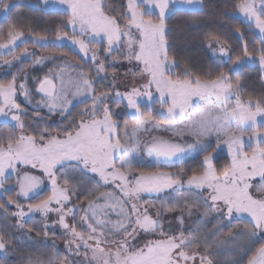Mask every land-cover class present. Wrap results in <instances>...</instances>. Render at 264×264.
Masks as SVG:
<instances>
[{
	"label": "snow or ice",
	"instance_id": "snow-or-ice-1",
	"mask_svg": "<svg viewBox=\"0 0 264 264\" xmlns=\"http://www.w3.org/2000/svg\"><path fill=\"white\" fill-rule=\"evenodd\" d=\"M41 2L45 11L66 17L51 38L31 29L26 37L16 23L0 34V55L30 57L35 65L62 61L36 80L40 99L35 103L27 76L19 83V74L0 81V118L11 122V129L0 131V196L8 197L0 203V264L16 252L8 229H26L36 213L44 221L40 231L45 238L51 226L64 230L68 255L45 241L44 251L37 249L43 258H29L28 264H76L70 257L77 256L83 264H242L218 259L227 252L243 253L246 264H264V101L243 99L240 81L232 79L250 61L264 67V0H235L232 11L224 13L243 18L258 32L260 47L249 51L236 28L243 44L233 59L228 40L208 33L206 47L227 59L215 71L185 67L182 73L175 71L176 59L169 54L166 17L178 5L202 11L203 0H126L122 11L107 0ZM16 7L15 0H0L6 18ZM65 41L94 65L92 72L63 51L37 56L28 48L31 42L41 49L49 44L61 49ZM121 60L136 66L129 72L140 77L138 85L126 91L114 83L98 89L109 68L115 81L114 66ZM18 93L33 104L36 120L22 118L27 113L17 102ZM80 104L84 108L65 127L41 125V108L67 120ZM122 104L135 123L129 127L125 122L121 130L112 106ZM153 130L167 135H153ZM142 132L149 133L147 138L140 137ZM225 154L229 162L218 168ZM197 157L198 169L182 166ZM173 167L178 170H166ZM49 186L50 194L42 196ZM144 194L156 195L161 205L142 200ZM80 196L85 197L83 207ZM9 207L15 211L9 214ZM50 214L56 216L51 224ZM194 215L195 224L186 229V219ZM235 220L247 226L233 231ZM26 231L31 239L32 229Z\"/></svg>",
	"mask_w": 264,
	"mask_h": 264
},
{
	"label": "trees",
	"instance_id": "trees-1",
	"mask_svg": "<svg viewBox=\"0 0 264 264\" xmlns=\"http://www.w3.org/2000/svg\"><path fill=\"white\" fill-rule=\"evenodd\" d=\"M107 2L112 5L116 11L124 10V6L126 5V0H107ZM234 2L235 0H203L202 11L190 12L177 9L174 11V14L167 17V39L170 47L169 54L176 59V72L182 73L185 67H191L196 71H202L209 68L213 71L216 70L217 63L211 57L210 50L206 47L205 36L208 33L217 34L222 39L226 38L228 40L232 47L231 54L233 55V59H235V55L240 54L243 44V41L235 32L236 28H239L243 32V39L244 41H247L249 51H255L256 48L261 46L258 32L250 30L247 26V22L243 21L242 18L232 19L224 15L226 11H232V5ZM15 3L17 4V7L13 9L11 16L6 18L3 14H0V34L5 33L10 24L16 23L18 27L25 31L26 37L28 30L31 29L35 32L46 34L51 38L55 30L59 26H62L63 21L66 19L61 12L52 10L45 11L42 3H39L38 6L32 5L27 1L21 2L15 0ZM65 31H68V29L65 28ZM17 43L19 44L20 42L17 41ZM64 45L63 48L57 49L49 44L47 48L41 49L39 46L33 47L31 42H29L28 48L29 52L34 51L37 56H48L53 52L63 51L68 53L69 59L80 61L82 67L90 72L92 67L91 63L82 60L81 54H79L78 50L74 48L71 43L65 41ZM22 48L23 45H21L20 49H17V52L21 51ZM0 52H2V50H0ZM4 60H12L11 66L5 64L3 62ZM34 66L33 59L13 60L11 56L0 55V81L11 80L13 75L19 74L18 82H20V80L23 77L28 76L29 73L32 75L39 71V69L34 68ZM21 69H23V71H21ZM232 79L233 81H240L243 89L241 95L244 99L251 97L253 99L264 101V71L259 64L246 65L239 73L232 74ZM17 102L21 104V107L27 113L22 117L26 123L36 120V112L34 111V108L25 104V98L22 94L18 93ZM83 108L84 105L82 104L75 106L71 109L72 117H69L67 120L61 117L59 113L50 114L48 111L40 109V115L44 117V120L40 121V123L41 125L46 124L53 129L65 127L69 120L77 117ZM113 112L115 119H117L118 123L121 125V130L123 129L125 122L130 125L135 123V121L130 118L128 109H124L121 116L117 115L115 111ZM150 114L155 116L156 112L151 111ZM9 129H11V122L5 124L3 118H0V131H7ZM200 159V157L186 159L182 166L185 169L196 170L199 168ZM228 162L229 158L225 154L223 159L217 161V167L225 166ZM150 163L151 160L149 161V164ZM166 170L177 171L178 169L173 167ZM48 194H50V189L44 191L42 196ZM8 196L15 198V193L9 192ZM143 196L146 200L161 202V200L154 194H144ZM7 198L8 197L0 196V203H3ZM78 203L83 207L85 197L81 196ZM12 211H15V208L9 207V214ZM1 212L2 210H0V213ZM35 216L34 220H40L39 213H36ZM11 220L15 223V218H11ZM55 220L56 219L51 216L49 223L51 224V222ZM32 223L34 228H38L36 232L43 235V232L40 231L42 225L41 221L38 223ZM50 228L48 236L55 239L61 250H63L66 243L60 240V238H63L59 235L60 229L55 226H51ZM37 233L34 235L39 236ZM258 246L259 244L257 247ZM15 248L16 252L9 255L7 264H28L29 258H35L36 255L37 257L39 256L38 254H35V249H33L32 245L31 247L24 244L21 246L15 245ZM77 258L78 259L71 257V259L76 261V264H79L78 262L82 261V257ZM242 264H246V260Z\"/></svg>",
	"mask_w": 264,
	"mask_h": 264
},
{
	"label": "rangeland",
	"instance_id": "rangeland-1",
	"mask_svg": "<svg viewBox=\"0 0 264 264\" xmlns=\"http://www.w3.org/2000/svg\"><path fill=\"white\" fill-rule=\"evenodd\" d=\"M19 1H21V2L27 1L30 4L35 5V6H38L39 3H42L41 0H33V1H31V0H19ZM184 7L185 6L178 5L177 6V9H183ZM166 20H167V17H166ZM101 47H103V46H101ZM210 54H211V57L213 58V60L216 63L221 62L223 59H227V57H222L221 54H219V53L214 54L211 50H210ZM26 59L28 60V59H32V58H30V57H21V60H26ZM105 62H106V65H107L108 64V61H105ZM61 63H62V61H60V60H55V61L46 60L44 62V64H42V65H35L34 66V68L39 69V71L35 72V74L33 73L32 75L29 73V75L27 76V78H28L27 83H28V87L30 88V90H32L33 103H35V101H38L40 99V95H38L35 92V88L37 87L36 80L37 79H42L45 75H47L49 73V70H53V71L57 70V65H59ZM249 64L254 65V64H259V62H258V60H256V61H250L247 65H249ZM91 66L92 67H91V71L90 72H92L93 71V68H94V65L92 63H91ZM114 67L116 69V71H115V76H116L115 81H113L112 69L109 68L108 75H107V79L100 80V83L97 86L98 89H107L109 87V85H111V84L114 83L115 84V87L117 89H119L120 91H126L131 86H136L140 82V77H138V76L134 77L129 72V69H131L132 72H135L136 71V66L134 64H129L128 62L121 60V62L115 64ZM262 68H263V71H264V67H262ZM73 75H74V73H73ZM103 75L104 74L102 73L101 76H103ZM97 79L99 80L100 78L97 77ZM73 103L75 105L76 104V101H73ZM25 104H27L28 106H31L32 108H34L33 107V104H29L28 101H26V100H25ZM112 107L114 109L113 111H115L117 113V115H119V116H121V114L124 111V109H126L123 104L119 108H116L115 106H112ZM158 107L159 106L157 105V108ZM41 110L48 111L47 108H41ZM157 119H159V118H157ZM128 125H129V127L132 126L130 124H128ZM151 134H153V135H155V134L167 135V133L156 132L155 130H153ZM139 135H140L141 138H147V136L149 135V133L142 132V133H139ZM146 159L148 160V162L150 161V158H147L146 157ZM259 179H260L259 177L253 179V181H252L253 185H256L259 182ZM49 189H50V186H49ZM49 189H46V190H49ZM73 200L76 201V197H73ZM142 200H144V201H150V202L154 203L157 207H159L161 205V203H162V201L159 202V201H155V200H146L144 198V196H142ZM0 215H2V212L0 213ZM51 216L54 219H56L55 214H50L49 219L51 218ZM35 217L36 216L34 214L33 219H32V222H37L38 223V222L41 221V224L44 223V221H43V219L41 217V214H40V217H39L40 220H34ZM168 219H169V217H166L165 218V226L166 227H167ZM196 220H197V216H195V215L193 217L189 218V219H186V224H185L186 229L188 227L194 225L195 222H196ZM32 222L26 225V229H28V228H31L32 229L31 239H27L28 233H27L26 229H24V230L15 229V228L8 229L7 235L8 236H14L15 237V241H16L15 245L16 246H21L22 244H24V245H27L28 247H31V245H32L33 246V249H35V254H38L39 256H41L40 252H38L37 249L39 248V249H41V251H44V249H43V242L46 241L47 244L49 245V248L51 247V244L54 242L55 245H56V251L60 255H68L67 254V250H66V246H65V248L63 247V250H61L60 246L57 244V242L55 241V239H53V238H51L49 236L47 238H45L44 237V234L43 235L42 234H39V236L34 235V234L37 233L36 231H37L38 228H36V227L34 228L32 226V224H33ZM69 222H72L71 218H69ZM9 223L12 224V225L15 224L11 220V218L9 220ZM246 226H247V222L246 221L235 220L233 222V229L232 230L233 231H236V230L242 229V228H244ZM55 227L60 229V234L59 235H61L63 237V238H60V240L64 241V243H66V235L64 233V230L61 227H59L58 225H55ZM172 227L173 228L175 227V222L174 221L172 223ZM212 227L213 226L211 224L208 225L209 230H211ZM50 229L51 228H49L47 230L48 233H49V230ZM227 231H228V229H225L224 234H221L218 238L219 239H223L224 238V235L227 233ZM149 238H151V237H149ZM141 239H143V237H141ZM36 257H37V255H36ZM77 257H79V256H77ZM77 257H75V259H78ZM41 258H43V257L41 256ZM229 258L241 260L242 263L246 260V259L243 258V253H237V254L233 255L230 252L225 253L224 255L220 256L218 259L221 260V261H227ZM81 260H82L81 262H78L79 264H83V257L81 258Z\"/></svg>",
	"mask_w": 264,
	"mask_h": 264
}]
</instances>
